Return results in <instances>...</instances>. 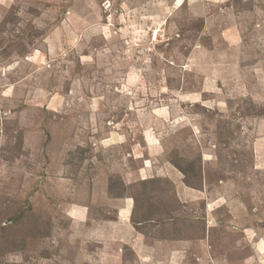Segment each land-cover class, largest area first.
<instances>
[{
  "label": "rangeland",
  "instance_id": "374dc122",
  "mask_svg": "<svg viewBox=\"0 0 264 264\" xmlns=\"http://www.w3.org/2000/svg\"><path fill=\"white\" fill-rule=\"evenodd\" d=\"M23 208L49 237L0 230V264H264V0H0V226Z\"/></svg>",
  "mask_w": 264,
  "mask_h": 264
},
{
  "label": "crops",
  "instance_id": "0c3cea01",
  "mask_svg": "<svg viewBox=\"0 0 264 264\" xmlns=\"http://www.w3.org/2000/svg\"><path fill=\"white\" fill-rule=\"evenodd\" d=\"M128 176H133L131 173L127 174ZM99 192H100V199L98 200L99 196ZM103 194V195H102ZM105 194V195H104ZM94 196H92V198L94 199L93 202H97L102 204V206H104L105 208L108 209H112L113 215H115L116 219H114V221H108L105 224H101L100 226H104L105 229L110 230L112 232H114L116 229H120L117 230L118 231V235H120L122 237V239H124V243L127 244L126 242H129L128 245L130 244V246H132L135 249H139L137 251L140 252V255H138V257H143V256H147L150 253H153L151 249H156L158 247H161V245L163 242H157L155 244H148L147 246H143L141 243V236L144 237V235L138 231H136V229L134 228V226L131 224L132 221V216H133V200L131 197H111L108 190H106L105 192L103 191H98L96 194L93 193ZM76 208L78 207H74L71 210V213L74 215V217H79V218H83V214L85 212V205L83 206L82 210H76ZM75 210V211H73ZM118 236V237H120ZM131 237L130 239H127ZM146 247V248H145Z\"/></svg>",
  "mask_w": 264,
  "mask_h": 264
},
{
  "label": "trees",
  "instance_id": "16d2710c",
  "mask_svg": "<svg viewBox=\"0 0 264 264\" xmlns=\"http://www.w3.org/2000/svg\"><path fill=\"white\" fill-rule=\"evenodd\" d=\"M120 198V197H118ZM26 208H23L19 214H15L14 216H11L10 223L7 226H0V230L4 233H8L7 236L12 233L13 237H8L13 239V247H17V251H20L21 248L20 246H17V237L18 235L15 236L14 231H17L19 226L20 227H27L30 226L31 224L33 225V233H35V238L36 239H41V238H47L49 237V232H47L46 225L42 222H40V218L38 215L31 214L29 211H25ZM8 220V218H5ZM134 228L136 231L140 232L143 234V232L140 230L139 227H141L143 224H135L133 223ZM139 225V227H138ZM14 230V231H13ZM23 237V236H22ZM24 238V237H23ZM15 249V248H14Z\"/></svg>",
  "mask_w": 264,
  "mask_h": 264
}]
</instances>
